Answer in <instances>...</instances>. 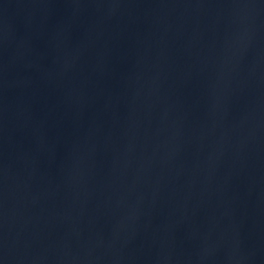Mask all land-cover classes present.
<instances>
[{
	"label": "water",
	"instance_id": "95a60500",
	"mask_svg": "<svg viewBox=\"0 0 264 264\" xmlns=\"http://www.w3.org/2000/svg\"><path fill=\"white\" fill-rule=\"evenodd\" d=\"M0 264H264V0H0Z\"/></svg>",
	"mask_w": 264,
	"mask_h": 264
}]
</instances>
